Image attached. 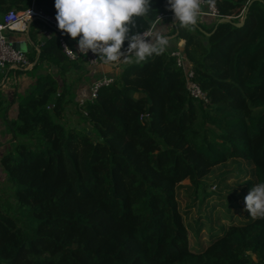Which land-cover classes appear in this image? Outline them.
Wrapping results in <instances>:
<instances>
[{
  "label": "trees",
  "instance_id": "trees-1",
  "mask_svg": "<svg viewBox=\"0 0 264 264\" xmlns=\"http://www.w3.org/2000/svg\"><path fill=\"white\" fill-rule=\"evenodd\" d=\"M33 3L55 17L54 0H0V13ZM214 5L233 23L248 9L244 25L201 17L192 29L177 28L166 0H150L139 29L164 15L158 29L184 43L142 62L130 53L113 83L80 106L82 87L74 103L88 131L62 123L74 88L66 80L82 65L91 80L103 71L70 59L60 35L39 43L30 30V61L53 64L56 76L39 74L5 110L17 104L0 163L14 212L29 226L0 204V264H264V218L232 223L195 252L177 199L183 181L197 194L230 160L252 164L264 182V0ZM176 51L207 103L190 95Z\"/></svg>",
  "mask_w": 264,
  "mask_h": 264
},
{
  "label": "clouds",
  "instance_id": "clouds-1",
  "mask_svg": "<svg viewBox=\"0 0 264 264\" xmlns=\"http://www.w3.org/2000/svg\"><path fill=\"white\" fill-rule=\"evenodd\" d=\"M214 4L208 0L210 8ZM166 8L177 28L192 29L201 19V0H166ZM54 9L58 29L76 41L79 53L100 54L106 63L118 64L130 53L142 62L163 54L169 44L160 29H139L150 12V0H54ZM244 206L253 219L264 218V182L252 184Z\"/></svg>",
  "mask_w": 264,
  "mask_h": 264
},
{
  "label": "rangeland",
  "instance_id": "rangeland-1",
  "mask_svg": "<svg viewBox=\"0 0 264 264\" xmlns=\"http://www.w3.org/2000/svg\"><path fill=\"white\" fill-rule=\"evenodd\" d=\"M3 14H0V21L3 18ZM170 32L171 28L168 30V33ZM193 32L196 33L195 31ZM168 33L165 35H168ZM11 35L18 37L23 34L11 33ZM39 38L40 36L37 34V40ZM66 40L69 47L73 50L75 40L69 37ZM84 68L85 66L82 65L81 68H78L79 70L70 73L66 82L78 87L90 81L91 79L87 73L85 74ZM34 69L35 72L33 73L27 70L18 73L19 77L16 79V83L19 84V87L24 85L22 81H25L26 78L30 77L33 79L39 74H47L48 71L53 76H56V67L53 64L38 65L36 68L33 67L31 71H34ZM4 75L5 70L0 69V80L4 78ZM13 79L14 73L12 72L7 83L12 82ZM69 97L72 102L66 108L68 121L61 122L67 127L76 126L88 131L89 127L74 103L76 92L72 91ZM3 106H0V112L6 107V102ZM256 183L257 179L254 175L252 164L242 160H230L213 169L211 174L204 179V187L197 194H195V189L191 186L189 180L180 184L177 190V199L185 223L190 229L189 242L193 251L197 252L206 249L211 238L232 223L239 225L249 219L250 216L244 206V197L252 184ZM0 204L3 208L11 206L10 213L19 218V224L22 226L28 224L29 226V221L24 216V213L14 212L13 190L11 185L5 184L4 181H0Z\"/></svg>",
  "mask_w": 264,
  "mask_h": 264
},
{
  "label": "built area",
  "instance_id": "built-area-1",
  "mask_svg": "<svg viewBox=\"0 0 264 264\" xmlns=\"http://www.w3.org/2000/svg\"><path fill=\"white\" fill-rule=\"evenodd\" d=\"M246 15V9H244L239 17H237L240 22ZM201 17L213 20H220L222 16L218 8L209 7L208 2L201 0ZM173 19V17H171ZM168 19L167 16L160 15L154 24L151 26L147 32H152L158 29V22ZM34 29L40 38L37 40L39 43H44L45 41L51 39L54 35H60L59 41L61 46L66 53V55L72 60H78L81 58L86 65L91 69H96L100 67L103 71L105 67L115 66V63H106L100 54H93L89 52L87 56L79 53L78 47H74L73 50L69 47L66 38V34L62 35L61 30L57 27V22L54 17L45 13L42 9L35 6L33 3L29 8L24 10H19L13 8L6 11L3 14V18L0 21V69L5 71L12 70H29L34 67V63L30 61L28 56V51L22 48H15L14 42L10 38L11 33H21L29 37V32ZM76 44V41H75ZM77 45V44H76ZM173 56L177 59L178 67L182 68L186 72L188 79V91L193 98L201 99L205 103L208 99L201 88L193 81L194 69L191 65L187 66L186 58L179 52H173ZM124 59L119 62L122 63ZM114 81L113 77H108L104 75L102 78L92 82L88 89V97L81 98L79 100V105L83 106L86 101H93L97 98L99 90L112 84ZM2 142V136L0 131V145Z\"/></svg>",
  "mask_w": 264,
  "mask_h": 264
},
{
  "label": "crops",
  "instance_id": "crops-1",
  "mask_svg": "<svg viewBox=\"0 0 264 264\" xmlns=\"http://www.w3.org/2000/svg\"><path fill=\"white\" fill-rule=\"evenodd\" d=\"M4 12H2L3 14ZM1 14V13H0ZM167 21H164V26L167 24ZM173 21V19H172ZM174 24V23H173ZM169 37V44L167 46V48H172L173 46H182L181 43H174L172 44V42L170 41L172 39L171 36ZM10 38L14 43L20 44V48L27 50L28 52L31 51L34 48V45L32 44V42L29 40V37H27V35H20V36H13L10 34ZM73 47H78L75 43L73 45ZM121 64L122 63H118L114 66L115 69H113L111 72L107 73L105 71V69H103V73H101V75L99 76L98 79L102 78L104 75L108 76V77H113V74L115 72H120L121 71ZM32 69V68H31ZM31 69L27 70L30 72ZM21 71H26V70H12V71H5V75L4 78L2 80H0V102L2 103V105L0 104V106H3L4 103L6 102V107L3 108L0 112V130H1V136H2V142L0 145V160L1 157L6 154L12 146V138L11 135L8 133V124L14 119L15 114H16V107L17 104H13L12 107H10L9 110H7L8 112L6 113L5 110L7 108V106L9 104L12 103L13 99L17 98L15 97L17 94H24L26 92L29 91V89L31 88V85L33 84V79H31L30 77L26 78L25 81H22L24 85L19 87V84H17L16 79L19 77L18 73ZM14 73V79L12 82L7 83L9 76L11 73ZM24 80V79H22ZM95 79L90 80L88 82H85L84 84L79 85L78 87H76L75 85L73 86V91L76 92V95H78L81 92V88L85 87L87 88V90L89 89L90 85L92 84V82H94ZM20 82V81H19ZM81 99V98H80ZM67 114L64 118L65 121L67 120ZM0 181H4L5 184L7 183V179H6V175L1 167V163H0Z\"/></svg>",
  "mask_w": 264,
  "mask_h": 264
},
{
  "label": "water",
  "instance_id": "water-1",
  "mask_svg": "<svg viewBox=\"0 0 264 264\" xmlns=\"http://www.w3.org/2000/svg\"><path fill=\"white\" fill-rule=\"evenodd\" d=\"M247 11H248V9H246V13H247ZM245 18H246V15L244 16L243 20L240 23H233L232 20H231V18H229V17H222L219 20V23H233L236 27H241L245 23ZM173 23L176 24L174 18H173ZM14 47L15 48H20V44L14 43ZM88 134L90 135V132H88Z\"/></svg>",
  "mask_w": 264,
  "mask_h": 264
}]
</instances>
